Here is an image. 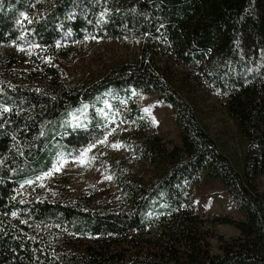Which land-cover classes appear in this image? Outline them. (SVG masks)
Segmentation results:
<instances>
[{"label":"trees","instance_id":"16d2710c","mask_svg":"<svg viewBox=\"0 0 264 264\" xmlns=\"http://www.w3.org/2000/svg\"><path fill=\"white\" fill-rule=\"evenodd\" d=\"M87 37L130 47L134 59L88 84L65 82L53 55ZM13 43L37 49L42 74L0 91V264H264V0H0V46ZM158 53L173 65L159 68ZM197 90L223 98L245 139L239 171L199 124ZM132 92L170 108L179 139L168 148L139 109H118L149 179L121 167L103 192L60 181L50 193L22 191L102 141L103 101ZM202 180L218 181L244 219L193 211ZM221 225L239 234L218 236L212 254Z\"/></svg>","mask_w":264,"mask_h":264},{"label":"rangeland","instance_id":"374dc122","mask_svg":"<svg viewBox=\"0 0 264 264\" xmlns=\"http://www.w3.org/2000/svg\"><path fill=\"white\" fill-rule=\"evenodd\" d=\"M36 54V48L22 47L14 43L0 46V91L4 85L12 87L23 82L30 83L33 70L37 71L38 76L42 74L35 67ZM53 58L60 68L61 78L65 82L80 85L100 79L110 67L118 63L132 62L134 54L132 48L118 42L87 37L81 42L60 44ZM167 60L172 66L173 60L166 55L158 53L154 56L155 64L161 69ZM189 97L201 127L214 141L220 153L239 171L246 141L226 114L223 98L201 90L190 93ZM130 100L121 96L119 99L112 97L103 101L98 115L107 118L109 128L103 140L88 147L78 158H59L50 172L38 178L36 184L27 183L22 191L32 195L39 188L40 192L50 193L55 186L49 187V182L60 181L57 187L66 184L72 192H103L105 189L114 188L115 173L121 167L127 168L134 177L144 176V179H149L151 174L146 168H140V162L128 143L133 136V125L118 109L129 111L131 106L135 110L139 109L151 123L152 131L168 148L179 143L173 111L159 103L150 93L132 92ZM114 103L118 104L117 109ZM259 187L264 192V175L259 178ZM192 200L193 211L202 218L220 216L234 220L244 219L228 200L218 181H198L192 190ZM214 234L209 240L211 252L219 254L217 237L228 240L237 237L239 232L233 226L221 225L215 228Z\"/></svg>","mask_w":264,"mask_h":264}]
</instances>
